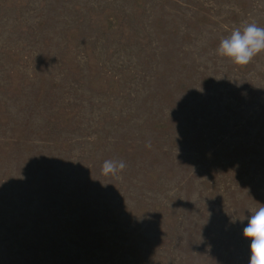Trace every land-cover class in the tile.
I'll return each mask as SVG.
<instances>
[{"label":"rangeland","instance_id":"rangeland-1","mask_svg":"<svg viewBox=\"0 0 264 264\" xmlns=\"http://www.w3.org/2000/svg\"><path fill=\"white\" fill-rule=\"evenodd\" d=\"M246 22L264 0H0V264H249L264 52L216 54Z\"/></svg>","mask_w":264,"mask_h":264},{"label":"clouds","instance_id":"clouds-1","mask_svg":"<svg viewBox=\"0 0 264 264\" xmlns=\"http://www.w3.org/2000/svg\"><path fill=\"white\" fill-rule=\"evenodd\" d=\"M261 52H264V27L255 22H246L233 28L216 48L218 56L227 57L237 65L248 64ZM125 167L123 160L106 159L101 171L105 175H116ZM243 235L251 241L249 264H264V206L253 211L243 229Z\"/></svg>","mask_w":264,"mask_h":264}]
</instances>
